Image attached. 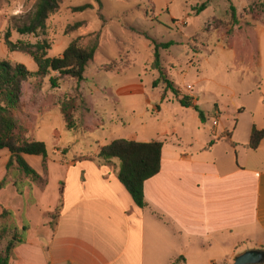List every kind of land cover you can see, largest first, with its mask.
Masks as SVG:
<instances>
[{
    "label": "rangeland",
    "instance_id": "rangeland-1",
    "mask_svg": "<svg viewBox=\"0 0 264 264\" xmlns=\"http://www.w3.org/2000/svg\"><path fill=\"white\" fill-rule=\"evenodd\" d=\"M37 1L0 0V62L37 71L28 54L7 48V31L9 41L19 47L46 43L49 58L61 56L73 41L87 47L99 36L94 60L85 69V81L77 84L61 78L54 89L49 77L57 75L50 72L43 80L32 76L22 84L21 106L10 114L21 128L22 138L45 143V164L98 161L100 148L111 141L135 139L127 127L137 117L140 123L150 122L148 128L155 132L182 125L193 134L195 146L206 143L208 137L214 142L230 139L235 151L224 142L220 148L226 146L231 159L247 154L251 163L264 168V145L243 151L251 127L264 128V0H209L199 14L195 9L207 0H100L101 8L95 0H62L44 31L20 36L15 29L27 23ZM87 4L93 9L73 11ZM230 5L236 10L235 23ZM76 23L81 27L69 29ZM169 42L174 44L159 51L160 66L178 95L164 92L161 83L152 87L158 78L154 43ZM184 96L192 103L198 101L207 115L202 122L205 136L195 133L192 111L182 114L171 106H179L176 101ZM66 119L72 128L66 126ZM8 156L7 151H0V183L4 180L0 215L7 212L0 217V228H7L0 252L11 238L12 227L32 224L30 216L41 210V198L40 203L34 199L45 186V178L32 182L15 166L5 171ZM36 158L25 161L37 173L39 160L42 166L44 163Z\"/></svg>",
    "mask_w": 264,
    "mask_h": 264
},
{
    "label": "crops",
    "instance_id": "crops-1",
    "mask_svg": "<svg viewBox=\"0 0 264 264\" xmlns=\"http://www.w3.org/2000/svg\"><path fill=\"white\" fill-rule=\"evenodd\" d=\"M171 106L192 111L195 133L205 136L192 108ZM149 125L136 117L127 127L131 141L162 142L160 171L144 183L143 209L120 184L118 160L72 159L45 170L39 160L33 168L45 186L34 202L41 198V210L30 216L9 264H232L246 250H264V168L247 154L231 159L230 139L208 146V137L195 146L182 125L156 132ZM246 146L244 152L255 151Z\"/></svg>",
    "mask_w": 264,
    "mask_h": 264
},
{
    "label": "trees",
    "instance_id": "trees-1",
    "mask_svg": "<svg viewBox=\"0 0 264 264\" xmlns=\"http://www.w3.org/2000/svg\"><path fill=\"white\" fill-rule=\"evenodd\" d=\"M62 0H38L33 12L31 13L27 23L16 27L15 31L20 36H34L38 32L45 29V23L49 16L58 10L59 4ZM101 8L100 0H95ZM209 0L201 4L195 9L196 14L201 13L206 9ZM88 9H93L90 4L73 8L74 12H82ZM232 21H236V10L233 5L229 7ZM81 23H76L69 27L71 30L81 27ZM10 33L7 31L4 35V42L11 52H24L28 54L37 66L36 72H29L22 64L10 65L8 62H0V151H7L9 156L5 164V171H9L11 167L15 166L26 177H29L32 182L41 180L40 176L26 163L25 156L41 157L43 159V169L45 170V159L47 157L46 145L42 141L27 140L20 136L21 129L17 121L11 117V111L19 109L22 99V84L30 77L35 76L40 79L49 77L50 72L57 75V77H49L51 87L58 88V81L61 78H69L77 84L85 81L84 73L89 63L94 60L95 54L98 50L99 36L95 35L92 42L87 47H80L77 41L71 42L59 57L49 58L46 52L50 49L46 43L36 44L30 47H19L9 41ZM174 43L166 44L154 43L153 65L158 72V78L152 83L155 89L161 83L164 85V92H171L173 95H178L177 89L173 83L166 77L160 66L161 49L167 50ZM31 47L34 50H31ZM163 95L160 101H163ZM192 99L189 97H182L178 104L182 108H192L199 117L200 122L206 120L203 112L192 105ZM62 116V114H61ZM63 117V116H62ZM65 121V120H64ZM68 128L69 119L65 121ZM261 141H264V128L258 129L254 125L251 127L249 143L246 148L249 150H256ZM227 143H229L227 141ZM211 141L208 146L214 145ZM233 146V144H230ZM162 142L139 143L135 141H128L124 139H117L112 141L99 150L98 158L104 161L118 160L119 172L118 180L120 184L126 189L132 201L139 209L145 207L143 187L144 183L150 178L156 176L160 171V157H161ZM4 180L0 183V188ZM45 185V183H44ZM60 206L55 210L51 216L56 218ZM7 214L2 211L1 216ZM11 238L7 241L6 246L0 252V264H9L12 258L13 250L18 244L24 242V235L27 231L26 227L11 228ZM7 228H0V242L6 238Z\"/></svg>",
    "mask_w": 264,
    "mask_h": 264
},
{
    "label": "water",
    "instance_id": "water-1",
    "mask_svg": "<svg viewBox=\"0 0 264 264\" xmlns=\"http://www.w3.org/2000/svg\"><path fill=\"white\" fill-rule=\"evenodd\" d=\"M232 264H264V250H246L236 255Z\"/></svg>",
    "mask_w": 264,
    "mask_h": 264
}]
</instances>
